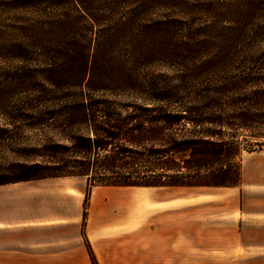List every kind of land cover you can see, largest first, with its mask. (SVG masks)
Listing matches in <instances>:
<instances>
[{"label": "trees", "instance_id": "16d2710c", "mask_svg": "<svg viewBox=\"0 0 264 264\" xmlns=\"http://www.w3.org/2000/svg\"><path fill=\"white\" fill-rule=\"evenodd\" d=\"M0 120L43 158L0 183L236 185L240 129L264 150V0H0Z\"/></svg>", "mask_w": 264, "mask_h": 264}, {"label": "crops", "instance_id": "0c3cea01", "mask_svg": "<svg viewBox=\"0 0 264 264\" xmlns=\"http://www.w3.org/2000/svg\"><path fill=\"white\" fill-rule=\"evenodd\" d=\"M236 185L0 183V264H264V150ZM84 210L86 219L84 222Z\"/></svg>", "mask_w": 264, "mask_h": 264}, {"label": "rangeland", "instance_id": "374dc122", "mask_svg": "<svg viewBox=\"0 0 264 264\" xmlns=\"http://www.w3.org/2000/svg\"><path fill=\"white\" fill-rule=\"evenodd\" d=\"M0 123H2V120H0ZM228 137L230 136H226L225 138L228 139ZM262 140L264 141V138H261V141ZM237 141L242 146V154L235 161L238 166L239 164H242V159L247 156L246 153L248 151L246 147L258 148L259 145L255 143L256 140L250 132L242 129H240V131L238 132ZM23 142L24 141L22 140L15 145H0V173H2L3 169H8L9 167V172H6V175L9 176V179H18L28 176L30 174L29 171L31 170L30 165L35 162L43 161V158L36 156L37 152H35V150L39 149L42 145V143L39 142L36 136H31V138L27 140L26 143ZM65 144L68 143L65 142ZM21 147L28 148L27 151L30 152L28 154L25 152H20L18 149H20ZM69 155L70 153L68 155L64 154V157H69ZM205 176L206 175H203L201 177ZM4 177H0V180Z\"/></svg>", "mask_w": 264, "mask_h": 264}]
</instances>
